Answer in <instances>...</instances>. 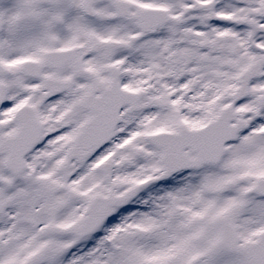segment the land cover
Wrapping results in <instances>:
<instances>
[{
  "label": "snow or ice",
  "instance_id": "1",
  "mask_svg": "<svg viewBox=\"0 0 264 264\" xmlns=\"http://www.w3.org/2000/svg\"><path fill=\"white\" fill-rule=\"evenodd\" d=\"M0 264H264V0H0Z\"/></svg>",
  "mask_w": 264,
  "mask_h": 264
}]
</instances>
